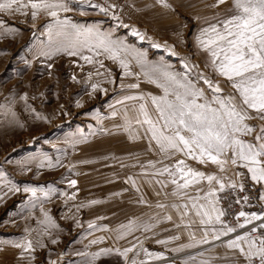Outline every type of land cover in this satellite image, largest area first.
<instances>
[{"label": "rangeland", "instance_id": "374dc122", "mask_svg": "<svg viewBox=\"0 0 264 264\" xmlns=\"http://www.w3.org/2000/svg\"><path fill=\"white\" fill-rule=\"evenodd\" d=\"M166 2L170 7H163L157 0H90L91 4L108 8L104 14L88 3L78 5L72 0L73 11L61 13V18L110 31L114 39L146 52L148 60L159 62L163 58L175 71H184L185 60L198 65L194 73L198 70L219 82L225 93L230 91L223 77L205 67L208 57L198 47L196 37L202 28L232 14L229 12L232 0L219 6H215L217 0ZM48 23L51 18L43 14L33 21L19 13H0V25L12 30L8 35H0V264H83L86 258L80 253L101 248L123 250L134 245L129 253L132 258L141 250V243L143 248L165 256L163 260H149V264H181L189 254L208 249L172 251L187 237L188 230L174 227L179 217L171 210L172 222L165 221L149 232L140 229L124 239H116V230L129 220L155 223L149 217L169 214L155 205L175 199L166 195L173 189L170 177L152 174L164 166L174 169L182 153L164 155L154 142L149 150V140L142 130L140 139H130L122 127L125 111L131 115L130 109L139 103L125 97L161 94L155 85L142 76L139 80L125 77L118 63L103 55L96 57L103 62V68L98 63L87 64L79 56L40 55L48 44ZM134 30L139 35H133ZM131 69L140 71L135 61L131 62ZM97 71L103 75H97ZM93 83L98 84L95 92L91 88ZM132 83H139L140 87L129 89L127 85ZM200 86L211 95L203 81ZM25 95L27 101L21 99ZM8 108L16 113L15 118L6 114ZM255 123L250 125L255 128ZM42 160L44 166L38 168ZM48 161L55 166L48 167ZM149 161L156 167H150ZM217 170L218 173L220 168ZM129 177L135 180V186ZM157 179L167 187L161 190ZM72 180L77 181L75 186L70 184ZM8 181L20 191L9 192ZM25 187L45 191L53 188L55 192L49 198L38 192L37 201L30 192L23 191ZM73 195L75 198L69 199ZM141 196L147 204L138 202ZM94 200L100 203L92 204ZM41 209L52 218L55 227L39 223L44 219ZM258 211H264V205H259ZM89 223L94 226L89 228ZM173 235H180L181 239L170 240ZM100 237H104L103 242L91 243ZM25 240L32 242L33 249L29 252L14 246ZM157 240L169 243L163 245ZM219 250L216 246L215 254L224 255ZM137 259L146 257L141 252ZM95 264H125V261L113 252L101 256Z\"/></svg>", "mask_w": 264, "mask_h": 264}, {"label": "snow or ice", "instance_id": "6c2138e0", "mask_svg": "<svg viewBox=\"0 0 264 264\" xmlns=\"http://www.w3.org/2000/svg\"><path fill=\"white\" fill-rule=\"evenodd\" d=\"M78 5L88 3L90 7L99 8L104 14L108 8L97 4H91L90 0H76ZM72 0H0V13L22 14L30 16L35 21L40 15L51 18V23L46 25L48 44L41 49L40 55L51 58L55 55L67 54L68 56H79L87 64L98 63L101 68L103 62L96 59L101 55L118 63L123 70V75L134 76L137 80L142 76L144 80L155 85L160 90L159 95L151 93L140 95H129L126 100L137 101L138 106L133 105L123 115L122 127L129 133L130 139H140L141 130L143 136L149 140V150L154 142L158 151L164 155L182 153L186 157L197 160L200 163L217 165L221 171L225 165L239 166L247 169L250 178L256 184L264 186V123L257 131L248 121L259 119L264 122V0H232L227 18L218 20L217 23L209 24L202 28L196 37L198 47L207 54L208 60L205 67L223 77L230 91L225 93L219 82L205 76L198 70V65L183 62L184 71H175L173 66L163 61H150L147 53L139 51L125 44L119 38L114 39L112 32L101 31L99 26L80 25L73 23L69 18H61V13L73 11L70 6ZM163 7H170L166 0H157ZM227 0H217L215 6L223 5ZM115 7V5H110ZM12 30L0 25V35H8ZM133 35H139L135 30ZM143 39V36H140ZM159 47V45H153ZM89 54H85V53ZM139 67L140 71L133 72L131 62ZM51 67V65H49ZM97 75H103L97 71ZM92 74L89 73V79ZM75 79V77H73ZM200 81L207 86L211 92L208 95L205 88L200 86ZM110 83L114 81H109ZM124 87V85H121ZM129 89H138L139 83L127 85ZM92 91L98 90V84L91 85ZM27 101L25 95L21 97ZM15 118L16 113L7 109ZM116 115V113H113ZM134 125L136 127H134ZM23 125H21L22 127ZM252 136V140L243 137ZM9 163L11 161H8ZM42 160L37 167H43ZM48 167H54L51 161ZM149 166L155 168L154 162L149 161ZM23 167V164L21 165ZM170 177L173 189L170 194L175 197L170 203L158 202L155 207L169 213L175 212L179 222L174 224L176 229H187L188 243L179 245L172 249L175 253H181L185 249L200 248L203 245L220 241L217 247L225 249L224 255H216L215 247L197 251L189 254L181 264H264V211L246 213L240 211L236 217V224L229 225L222 219L225 211L218 207L217 192L223 191L225 187L235 189V182H225L214 174L195 170L188 167L184 160H179L175 168L164 166L157 169L152 175ZM2 175V174H0ZM241 175V173H237ZM135 186V180L129 177ZM207 182V191L203 195H191L190 189ZM9 192H19L20 188L11 181ZM77 181L72 180L70 184L75 186ZM161 190L167 187L163 181L157 179ZM218 185V187H216ZM240 190L243 191L241 184ZM25 193H31L34 200H39L37 195L41 192L45 198L54 194L55 189L28 188L23 189ZM139 191V188H137ZM202 191V189H198ZM157 196L160 192L156 193ZM70 196L69 199H74ZM264 200V194L260 195ZM248 201V197H243ZM147 204L141 196L138 201ZM92 204L100 201H91ZM239 203V200L237 201ZM44 219L39 223L47 227H55V223L47 212L41 209ZM243 218V223H240ZM155 223L137 222L129 220L127 224H121L116 230V239L121 240L135 231L143 229L149 232L158 224L165 221L172 222L173 215L160 216L157 213L149 217V221ZM260 221L259 224H253ZM252 225L247 228L246 226ZM93 223L88 227L92 228ZM246 229L242 234L237 229ZM195 229L196 231H193ZM197 231L200 233L197 236ZM237 233L234 237L230 234ZM223 237H229L223 240ZM104 237L92 240V244L103 242ZM181 239L180 235L170 237L172 241ZM56 241L53 240V243ZM157 243L167 245L169 240H157ZM29 252L33 249L32 242L25 240L14 245ZM133 247L123 250L116 248H101L96 252L80 253L85 257L83 264H95L101 256H108L115 252L123 257L125 264H149V260H163L165 256L160 252H151L143 248L135 252L132 258L129 253ZM143 253L146 259H137ZM206 252L208 255H206Z\"/></svg>", "mask_w": 264, "mask_h": 264}, {"label": "crops", "instance_id": "0c3cea01", "mask_svg": "<svg viewBox=\"0 0 264 264\" xmlns=\"http://www.w3.org/2000/svg\"><path fill=\"white\" fill-rule=\"evenodd\" d=\"M254 121H257V123H255L256 124L255 128L258 131L259 127L264 122L260 121L259 119H253V120L248 121V123L252 124V123H254ZM243 139L250 141L253 139V137L252 136H246V137H243ZM181 160H184L185 164L187 166H190L191 168H193L195 170L205 172L206 174H214V175L218 176L220 179H222L225 182L226 185L228 184L229 181L235 182L237 186H240L242 184L243 188L253 190L255 193V199L258 201V203L260 205H262V206L264 205V200H260V198H259L260 195L264 194V186H261L260 184H256L254 181H252L250 178V173L247 172V169H245L243 167H239V166H232L230 163H228L227 165H225L224 171L219 170V172L217 173L218 166L215 164H212L211 162L200 163L197 160L186 157L184 154H181ZM237 173H241V175H237ZM171 186H173V185L171 184ZM207 187H208L207 182L202 181L201 185L195 186L192 189H190L189 191H190L191 195H198V194L203 195V192L207 191ZM216 187H218V185H216ZM198 189H202V191H198ZM229 189H231V188L225 187V189L223 191H218L216 194L217 199H218V207L220 209H222V207L220 206V197L226 190H229ZM182 230L185 232V229H182ZM198 237H199V235H198ZM228 238L229 237H223L222 239L227 240ZM184 243H188L187 237L180 240V245L184 244ZM219 244H220V241H214L212 244L203 245L199 249L216 247ZM219 249H220L219 250L220 252L225 253V249H223L222 247H219Z\"/></svg>", "mask_w": 264, "mask_h": 264}, {"label": "built area", "instance_id": "2783aa9c", "mask_svg": "<svg viewBox=\"0 0 264 264\" xmlns=\"http://www.w3.org/2000/svg\"><path fill=\"white\" fill-rule=\"evenodd\" d=\"M247 196L248 201L245 202L243 197ZM239 200V203L237 201ZM258 201L255 199V193L253 190L243 188V191L240 190V187L237 186L235 189L231 188L226 190L220 197V206L225 211V216L222 218L225 223L229 225L236 224V217L240 211H245L246 213L256 212L259 207ZM240 223H243V218H240ZM260 221H254L253 224H259ZM252 227V225L246 226L247 228ZM246 229H237V233L242 234ZM237 233L230 234V237H234Z\"/></svg>", "mask_w": 264, "mask_h": 264}]
</instances>
